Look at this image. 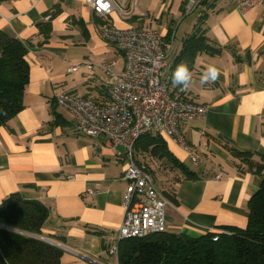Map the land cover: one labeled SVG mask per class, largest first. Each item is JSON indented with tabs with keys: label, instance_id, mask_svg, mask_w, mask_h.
Instances as JSON below:
<instances>
[{
	"label": "crops",
	"instance_id": "obj_1",
	"mask_svg": "<svg viewBox=\"0 0 264 264\" xmlns=\"http://www.w3.org/2000/svg\"><path fill=\"white\" fill-rule=\"evenodd\" d=\"M185 2L138 0L148 15L129 21L114 14L98 18L83 0L0 2V30L30 45L23 107L0 125V204L13 193L45 203L50 211L46 238L62 246L68 255L64 263L118 264V256L107 250L124 215L129 158L104 136L76 133L72 116L55 101L64 91L108 100L101 64L113 61L120 71L124 58L101 38L105 22L155 30L169 64L197 27L220 48L213 56L197 55L191 85L182 90L192 102L207 106L202 118L181 126L188 148L163 136L166 148L195 178L186 179L165 159L136 150L134 157L149 166L160 193L176 197L166 208V231L199 237L247 225L250 197L264 177L248 169L232 148L264 154V7L241 11L231 0H199L185 13ZM82 61L90 68L68 71ZM209 66L218 75L202 82ZM57 114L63 122L54 121Z\"/></svg>",
	"mask_w": 264,
	"mask_h": 264
},
{
	"label": "built area",
	"instance_id": "obj_2",
	"mask_svg": "<svg viewBox=\"0 0 264 264\" xmlns=\"http://www.w3.org/2000/svg\"><path fill=\"white\" fill-rule=\"evenodd\" d=\"M83 1L101 19L114 14L122 21H129L148 15L139 8L138 0ZM198 1L186 0L185 13L191 12ZM231 1L241 11L254 6L264 7V0ZM99 33L124 58L120 71L114 69L113 61L101 64L108 100L98 102L64 91L55 96V101L72 116L76 133L104 136L112 146L122 147L129 158L123 174L128 183L123 195L124 215L118 237L107 250L118 256L120 239L144 237L166 230L165 215L170 201L156 189L153 176L145 165L135 159L136 142L144 135L157 133L188 148L181 126L187 120L202 118L207 106L192 102L182 93H171L166 79L170 64L166 61L163 38L158 32L134 25L117 27L105 22ZM90 65L86 61L77 62L68 71H77L83 66L90 68Z\"/></svg>",
	"mask_w": 264,
	"mask_h": 264
},
{
	"label": "trees",
	"instance_id": "obj_3",
	"mask_svg": "<svg viewBox=\"0 0 264 264\" xmlns=\"http://www.w3.org/2000/svg\"><path fill=\"white\" fill-rule=\"evenodd\" d=\"M29 47L28 42L0 30V125L6 124L23 107L22 94L28 83ZM202 53L213 56L220 53V48L209 40L204 29L197 27L183 39L166 74L172 94L182 93L181 87L172 82L177 66L184 62L192 73L194 61ZM54 121L63 122L64 119L57 114ZM134 150L153 159H165V164L178 168L186 179L195 178L194 172L166 148L160 134L142 136ZM232 153L246 161L248 169L264 177V154L253 155L234 148ZM141 164L151 173L147 164ZM163 193L169 201H177L173 192ZM49 217V207L40 200L24 199L18 193L3 200L0 224L7 228L0 226V264H62L63 250L40 237L49 236L45 231ZM8 227L35 235H23ZM118 264H264V179L250 197L249 217L244 228H226L199 237L165 230L144 237L123 238L118 242Z\"/></svg>",
	"mask_w": 264,
	"mask_h": 264
},
{
	"label": "clouds",
	"instance_id": "obj_4",
	"mask_svg": "<svg viewBox=\"0 0 264 264\" xmlns=\"http://www.w3.org/2000/svg\"><path fill=\"white\" fill-rule=\"evenodd\" d=\"M218 75V70L214 66H209L207 71L202 76V82L208 80H215ZM192 81V74L188 65L184 62L179 64L173 73L172 82L174 85L181 87L182 90L190 87Z\"/></svg>",
	"mask_w": 264,
	"mask_h": 264
},
{
	"label": "rangeland",
	"instance_id": "obj_5",
	"mask_svg": "<svg viewBox=\"0 0 264 264\" xmlns=\"http://www.w3.org/2000/svg\"><path fill=\"white\" fill-rule=\"evenodd\" d=\"M166 138H167V140H169V142H171V143H174V142H172V140L169 138V137H167V136H165ZM0 226L1 227H6L7 228V226L6 225H3V224H0ZM8 229H11V230H13V231H17L18 233H21V234H23V235H27V236H34L35 234H31V233H28V232H26V231H22V230H19V229H16V228H13V227H8ZM40 237H44V236H40ZM46 238V237H45ZM48 241H50L51 239L50 238H46ZM68 257V255L67 254H65V253H63L62 255H61V258H60V260H61V263L63 264L64 263V261H65V259ZM64 264H69V263H64Z\"/></svg>",
	"mask_w": 264,
	"mask_h": 264
},
{
	"label": "water",
	"instance_id": "obj_6",
	"mask_svg": "<svg viewBox=\"0 0 264 264\" xmlns=\"http://www.w3.org/2000/svg\"><path fill=\"white\" fill-rule=\"evenodd\" d=\"M43 239H45V238H43ZM46 240V239H45ZM48 241V240H47ZM48 242H50V243H52V244H54V245H56V246H58L59 248H61L62 249V246L61 245H59V244H56L55 242H52V241H48Z\"/></svg>",
	"mask_w": 264,
	"mask_h": 264
}]
</instances>
